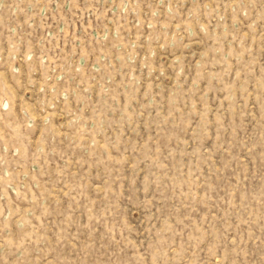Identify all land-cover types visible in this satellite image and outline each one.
Returning <instances> with one entry per match:
<instances>
[{"label":"rangeland","instance_id":"1","mask_svg":"<svg viewBox=\"0 0 264 264\" xmlns=\"http://www.w3.org/2000/svg\"><path fill=\"white\" fill-rule=\"evenodd\" d=\"M0 264H264V0H0Z\"/></svg>","mask_w":264,"mask_h":264}]
</instances>
